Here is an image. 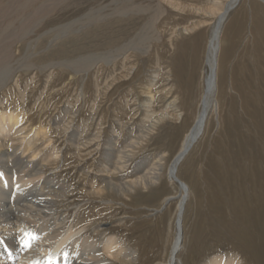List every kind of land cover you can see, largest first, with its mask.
Masks as SVG:
<instances>
[{"label":"rangeland","instance_id":"rangeland-1","mask_svg":"<svg viewBox=\"0 0 264 264\" xmlns=\"http://www.w3.org/2000/svg\"><path fill=\"white\" fill-rule=\"evenodd\" d=\"M16 1L0 0V13ZM39 1L23 8L22 17L12 19L5 29L8 37H14L23 17L28 20L18 33L19 38L14 39L13 54L9 52L4 64H0V68L4 67L3 76L14 70L12 81L8 78L10 81L0 88V109L15 108L23 112L22 122L17 126H25L21 133L6 136H32L29 141L36 144L30 152L41 149L43 154L52 147V150H61V163L60 157L40 162L43 176H56L69 190L66 200H57L51 224L67 216L68 221L74 220L75 231L81 229L78 236L95 242H100L97 239L101 237L114 236L119 246L133 254L135 264H164L175 236L174 211H177L175 204L181 193L178 184L167 178V166L179 150L181 137L186 134L198 108L204 81L203 53L211 31L206 15L196 13L192 6H209L218 0H61L52 10L44 9L45 12L37 8L51 0ZM241 1L238 10L235 8L238 12L229 15L232 22L239 15L247 19L243 36L239 35L241 40L236 37L238 44L227 69L229 83L222 88V95L218 93L213 98L203 136L177 165V178L189 188V200L185 201L181 218L184 237L176 254L181 264L210 263L216 255L223 258L221 264L227 261L228 264H264V208L261 207L264 203V45L258 51L253 45L249 46L253 41H261L264 34L255 22L264 17V10L259 3ZM177 3L180 4L176 7ZM226 40L229 44L230 40L224 37L222 45L224 42L227 45ZM75 61L85 65L74 64ZM193 62L195 66L191 65ZM174 98L176 104L170 105ZM243 101L249 103L248 110ZM39 128L47 131L36 134ZM71 140L75 144L70 143ZM21 142L18 152L22 151L24 139ZM86 142L90 145H84ZM10 143L5 142L11 147ZM217 146L225 149L220 151ZM25 154L28 159L32 158L29 153ZM119 155L122 156L119 170L114 175L109 171L113 177L108 178L129 181L154 167L157 169L151 170L157 173L151 174L154 182L145 187L136 184L133 190L121 193L109 186H105L107 190L101 196L86 193L82 184L88 178L93 179L94 190L107 184L98 180L102 175L99 170L110 163L108 159L117 161ZM38 156L33 160L40 158ZM238 181L244 186L242 190ZM251 181L252 186L255 184L253 187L247 184ZM236 186L239 190L235 191ZM167 197L170 199L164 203ZM239 214L243 218L240 219ZM100 256L108 264H120L117 259L102 253Z\"/></svg>","mask_w":264,"mask_h":264},{"label":"bare ground","instance_id":"bare-ground-1","mask_svg":"<svg viewBox=\"0 0 264 264\" xmlns=\"http://www.w3.org/2000/svg\"><path fill=\"white\" fill-rule=\"evenodd\" d=\"M35 1H37V0H17L14 5L12 4L5 11L2 10L3 13H0V64L3 63L4 60H6L7 57H9V52L11 53V51H12L11 48L14 47V43H15V40L14 39H16V37L19 38V35L20 34H18V33L21 31V29L25 28V24H26L25 22H27L28 20H26L25 17H23V20L19 24L20 26H18L16 32L13 33L14 37H8L7 34H6L8 31L6 32L5 29L9 27V25H10L9 22L12 19L15 20V19H18V18H21L22 17V14H23V11H24V10H22L23 8L29 7L30 4L33 3V2H35ZM41 1H39V2H41ZM59 1H61V0H53V1L51 0V1H47L46 3L44 2L45 4L44 3H41L42 6H40L39 8H37V10H39V11L40 10H43V12H45L44 9L45 10H48V9H51L52 7H55V5H57ZM128 1L129 0H127V2ZM251 1H253V3H255V4L256 3L257 4L259 3V5H261V7H263V10H264V0H251ZM194 2H196V1H194ZM239 2L242 3L241 0H218V1H214V3H211V5H209V6L207 5V6H204V7L201 6V5L200 6H194L193 5L194 6V8H193V6L191 5L192 6V9L194 11H196V13L197 12H200V13L206 15L205 17H207L209 19L208 20V23L210 21V24L209 25L211 26L210 27L211 28V31H210V34L208 36V39H207V42H206V45H205V50H204L205 52L203 53V55H204L203 56L204 57V61L202 60L203 61L202 64H204V67H205V69H204V76H203L204 81H203L202 93H201L200 98H199V101L197 103L198 104V108L195 111L196 113L194 112L195 115L193 114V117L194 118H193L192 122L191 123L187 122L190 125L187 128L188 130H186L187 132L185 131L186 134L184 135V137H181L182 138V141H181V144H180V148H178L179 150H177V152L173 155L172 159L170 160V163L167 166V178L169 179V181L171 180V181H173V182H175V183L178 184L181 193H180V196H179V200L175 204V206L177 208V211L176 210L174 211V214L176 212V214H175V223H176V225H175V236H174V238L172 240V243H171V246H170V250H169V255H168V258H167V262H165L164 264H181V262L178 259V257H177L176 254H177V251H179V249L181 248L182 239L184 237V235H183V228L184 227H183V223H182V219L181 218H182V213H183L185 201L189 197V192H188L189 191V188H188V185L185 182H183L179 178H177V176H176L177 165H178L179 162H181V160L183 159V157L187 155L188 151L192 148V146H194V143L200 137L203 136L202 133L205 131L204 129H205V126H206L207 117H209L208 113L210 111V108H212L213 105H214L213 104V100H215V99H213V98L215 97L216 94L218 95V93L220 94L221 91H224V90H222V88L223 89L226 88V85H227L226 83L228 82V79H227V75H228L227 69H228L229 64L231 63L230 60H231L232 55H233V50H234L236 44H238V41L237 40H239V39L241 40V38L239 37V35L240 34L242 35L243 32L245 31V24H246L245 21L247 20V19H245V17L243 15H239L238 16V19H236L233 22H232V20L231 21L229 20V15L230 14L232 15L235 12H238L237 11L238 10V7L237 6H238ZM248 2H250V1H248ZM179 4L177 3V4H175V6L177 7ZM181 5H182V3H181ZM181 5L179 6V8L181 7ZM203 5H206V3L205 4L203 3ZM186 6L187 5L185 3V7ZM247 6H249V5H247ZM37 7H38V5H37ZM188 7H190V6H188ZM240 7H242V6H240ZM243 7H245V6H243ZM235 8H237V10H235ZM251 8H253V7H251ZM247 9H249V8H247ZM149 10H151V9H149ZM190 10L191 9L189 8V11ZM239 10H240V8H239ZM250 12H251V10H250ZM247 13H249V11H247ZM261 13H262V11H261ZM32 15H31V18H32ZM235 15H237V14H235ZM249 16H251V15H249ZM263 18L264 17H261V20L259 18H257L255 22L257 24L258 29H262L264 31V19ZM204 21L206 23V19ZM204 21H203V23H204ZM251 21L253 22V19ZM14 22H16V21H14ZM35 22H36V19H35ZM197 22H199V21H197ZM199 23L201 24L202 21H200ZM248 28H250V27H248ZM248 28H247V31H248ZM13 29H14V27H13ZM12 32H13V30H12ZM9 33H11V32H9ZM248 33H250V32H248ZM13 35L11 34V36H13ZM249 36H251V35H249ZM224 37H227V39L230 40L229 44L227 43V40H226L227 45L225 44V42H224V45H222V39ZM236 37H239V39L237 38V40H236ZM246 37L248 38L247 35H246ZM233 39H234V42H232ZM253 40H254V38H253ZM261 41H259V40H258V42L257 41H253L252 44L249 43V46H252L253 45L257 51H258V48H260V47H262V49H263V45H264V34L261 36ZM130 43H132V42H130ZM246 43H247V41H246ZM128 46H131V44H128ZM250 48H249V52H250ZM193 50H195V49H193ZM242 50H243V48H242ZM256 50H254V52ZM260 50L261 49H259V51ZM147 51H148V49H147ZM244 51H246V50H244ZM244 51H243V54H244ZM252 53H253V51H252ZM11 54H13V52ZM243 54H242V56L244 57ZM260 54H261V52H260ZM258 55L259 54H257V56ZM259 57H260V55H259ZM196 58H197V56H196ZM196 58L193 57V59L195 61H196ZM253 58H255V57H253ZM246 59H248V58H246ZM256 59H258V58H256ZM89 61H91V60H89ZM252 61H253V59H251V62ZM241 62H242V59H241ZM247 62H249V60ZM73 63L74 64H80V63L83 64L82 61H79V62H76L75 61ZM91 63H92V61H91ZM197 63H198V61H197ZM236 63H237V61H236ZM258 63H259V61H258ZM175 64H177V62ZM194 64H195V62H193V64H191V65H194ZM84 65L85 64H83L82 66H84ZM28 66H29V64H28ZM5 67H7V66H5ZM3 68H0V88L3 87L8 81H10L12 79L11 76L13 75V72H14L13 69L12 70L9 69L11 71L10 72L8 71L3 76V74H2L3 73ZM198 68L200 69V67H198ZM220 69H221V71H220ZM243 69H245V68H243ZM243 69H242V71H244ZM254 69H255V67H254ZM174 70H175V68H174ZM256 71H258V70H256ZM198 73H199V71H198ZM9 74H10V76H9ZM193 74H194V72H193ZM259 75H261V74H259ZM256 76H258V75H256ZM228 77H230L229 79L231 81L232 76L229 75ZM8 78H10V80H8ZM244 78H246V77H244ZM260 83H261V81H260ZM232 84L233 83H231V85ZM141 86H143V84ZM255 86H254V88H256ZM147 90L146 91L143 90L144 93H146ZM143 91H141V92H143ZM148 93H150V92H148ZM257 93H258V91H257ZM141 95L142 94H140V96ZM221 95H222V93H221ZM240 95H241V93H240ZM249 95H250V93H249ZM251 95H252V93H251ZM151 96H152V94H151ZM149 99L151 100L150 96H149ZM244 99H246V97H244ZM243 102H244V105L246 104L245 106L247 107V110H248V104L249 103H247L245 101H243ZM167 103H170V102H168V99H167ZM175 104H176V98H174L173 100H171V104L170 105H175ZM197 104H196L195 107H197ZM261 105H263L262 102H261ZM166 106H167V104H166ZM174 108H176V106ZM64 109H65V107H64ZM241 110L243 111V109H241ZM177 111H179V110H177ZM230 112H231V110H230ZM253 112H256V111H253ZM22 113L18 112L17 109H15V108L14 109H11V110H8V109H0V264H108L106 260H104V259L101 258L102 257V256H100L101 253H102V255L104 254V255H106V256H108L110 258L117 259V261L120 262V264H135L133 262L134 261L133 260V258H134L133 254L131 252H129L127 249L122 248L121 246H119V241L114 236H107L105 238H102V237L101 238H98L97 240L98 241L100 240V242H95V241L90 240L88 238H84L82 236H78L79 233H80V231H81V229H79V230L77 229L78 231H75V228H74V220L68 221L67 216H64V215L62 216L63 218H60L59 217L58 220L55 221V223L51 224V221H53V211H55L54 209L56 207V204H57V202H59L57 200H59V199H65L67 193L69 192V190L67 189L68 186L63 181L58 180L56 178V176L55 177H53L52 175H50V176H43L42 168L40 169V166H41V163L40 162L41 161L43 162L44 160H46V161L56 160V159H58L57 157H60V163H61V160H63V154L61 153L59 155V152H61V150L60 151H58V150H52L53 147L51 148V150H49V152H46V153H43V154H41V152H40L41 149L40 150L39 149H34L33 152H30V149L33 147V144H36V142L35 143H32L31 141H29L32 136L31 137H27V138L25 136H6L9 133H12L13 135H16L18 133H21V131H23V128L25 126L24 127H20V128H18V126H17V125H20V123L22 122V119H23ZM259 113H260V111H259ZM178 115L181 116L180 114H178ZM243 115H245V113ZM184 117L186 118V116H184ZM246 117H249V116L247 115ZM260 117H261V115H260ZM188 121H189V119H188ZM246 123L248 124V122H246ZM207 130H208V128H207ZM46 131L43 128L42 129L39 128L36 131V134H41L42 135ZM260 135H261V133H260ZM23 139H24V143H23L22 151L21 152H18V149L21 147V143H22L21 141ZM38 139H39V137H38ZM241 139H243V138H241ZM8 141L11 142L10 143L11 147H9L7 144H5V142L8 143ZM25 142H26V144H25ZM69 142L72 143V144H75V142H73L72 140L69 141ZM88 143L89 142H86L84 145H86ZM224 143H223V145H224ZM88 145H90V144H88ZM132 145H133V143H132ZM25 147H26L27 152H25ZM82 147H85V146H82ZM217 147H218V149L220 148L219 146H217ZM62 148H64V147H62ZM221 148L223 149V147H221ZM122 149H124V148H122ZM89 150H91V149H89ZM89 150H87V151L89 152ZM62 152H64V151H62ZM95 152H96V150H95ZM212 152H214V151H212ZM242 152L245 153L244 150H242ZM25 153H29V155L32 158L31 159H28L29 156H26ZM121 153H123V152H121ZM217 153H219V152H217ZM240 153H241V151H240ZM38 154H39L40 158H38L37 160L34 161L33 158L35 156L37 157ZM212 154H214V153H212ZM89 155H90V153H89ZM224 155H225V152H224ZM250 155H251V153H250ZM250 155L248 156L249 158H251ZM253 155L254 154H252V156ZM88 156H86V157H88ZM125 156H127V155H125ZM217 156H218V154H217ZM241 156H242V154H241ZM107 157H108V155H107ZM249 158H248V160H250ZM121 159H122V156L121 155H119V157H117V161H115V162H111L112 159H108L110 163H105V166L104 165L102 166V170H99L102 173V175H100L98 177V180H101L102 182L105 181L107 183L103 187H101L100 189L94 190V186L92 185L93 183L91 182L93 179L91 181H89L90 179L87 177L88 179H86V181L82 184L83 186L86 187L85 192L88 193V194H92V195L95 194V195L101 196L103 194V191L106 189L105 186H109V187H111V189H114V190H116V191H118V192L121 193V192H123L125 190L129 191V189H131L132 186H134L136 184H141L143 187H145V186H147L149 184H152L154 182L153 181L154 176L151 175V174H154V175L156 174L157 175V173H153L151 171L152 169L153 170L156 169V168L154 169V167L153 168H150L148 170L146 169L147 171L145 170L143 172V174H140L138 176H135L134 178H132V180H129V181H124V182L121 181V182H118V181L121 180V178L116 179V180L115 179H112V178H108V176L114 175V173H115L116 170H119V166H120L119 164L121 162ZM256 159H257V157H256ZM209 160H212V159L210 158ZM215 161H217V160H215ZM252 161H254V159ZM212 162H214V160ZM121 166H123V165H121ZM218 166H219V164H218ZM237 166L239 167L240 165H237ZM253 166H254L253 169H256L255 165H253ZM215 167L216 166H214V168ZM223 167H225V166H223ZM214 168H213L212 171H214ZM224 169H226V168H224ZM109 171L111 172V175L108 174ZM156 171H157V169H156ZM252 171L253 170H251L250 172H252ZM244 172L247 173V171H243V173ZM218 173L220 174V172H218ZM238 173H239V171H238ZM233 175H234V173H233ZM241 175H243V174L241 173ZM238 176H239V174H238ZM95 177L96 176L92 175V178H95ZM111 177H113V176H111ZM189 177H190V175H189ZM241 179H243V178L241 177ZM251 179H252V177H251ZM226 180H225V182H226ZM235 182H236V180H235ZM85 183H88V184H85ZM257 183H259V182H257ZM237 184L240 185L239 181H238ZM247 184H251L250 186H252V181H251V183H247ZM262 184H263V181H262ZM225 185L227 186L228 183L225 184ZM241 186H243V185H240L239 186L240 188L236 186L235 191H236V189L237 190L241 189ZM90 189H91V191H90ZM131 190H133V188ZM247 190H248V187H247ZM256 194H255V196H256ZM238 195H239V193H238ZM241 195H243V193ZM260 195H262V194H260ZM236 196H237V193H236ZM245 196H247V195H245ZM255 196H254V198H255ZM7 197H10V199H8ZM259 197L260 196H258V198ZM241 198L243 199V196ZM168 199H170V197L165 198L164 203H166L168 201ZM245 201H246V199H245ZM232 202H233V200H232ZM243 204L245 205L247 203H244L243 202ZM263 204H262V206L260 205L262 208H264L263 207ZM220 205L221 204H219V207H220ZM258 205H259V203H258ZM238 207H239V205H238ZM235 209L237 210L236 207H235ZM239 209H241V208L239 207ZM245 209H246V206H245L244 210ZM258 209H257V211H259ZM252 210H255V209H252ZM241 212H242V210H241ZM246 212H247V210L245 211V213ZM243 213H244V211H243ZM243 213H241V214H243ZM254 213H252V214H254ZM235 214L237 215L238 213H235ZM59 215H61V214H59ZM242 216L240 215V219L243 218ZM252 217H254V219L256 218L255 215L252 216ZM244 219H246V218H244ZM243 220L241 222H245L246 221V220L245 221H243ZM80 221H82V220H80ZM180 221H181V223H180ZM246 223L247 222H245V224ZM260 224H262V223L260 222ZM243 225H244V223H243ZM246 225H249V224H246ZM246 225H244V226H246ZM97 233L99 234L100 232H97ZM95 235H96V233H95ZM74 256H76L74 258L75 260L73 259ZM78 257L80 258V260L76 261V258H78ZM211 260H214V261L213 262H210V263H206V264H221V261L223 260V258L216 255ZM225 264H228V261Z\"/></svg>","mask_w":264,"mask_h":264}]
</instances>
